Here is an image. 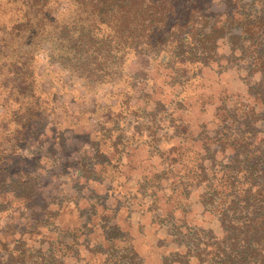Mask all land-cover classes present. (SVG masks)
I'll return each mask as SVG.
<instances>
[{"label":"rangeland","instance_id":"rangeland-1","mask_svg":"<svg viewBox=\"0 0 264 264\" xmlns=\"http://www.w3.org/2000/svg\"><path fill=\"white\" fill-rule=\"evenodd\" d=\"M232 1L200 0L183 52L144 39L139 54L103 84L81 82L44 53L32 59L36 90L49 89L55 100L29 123L25 142L23 131L17 137L20 157H0L11 173L0 197V264L209 262L224 236L220 209L232 199L213 194L231 164L218 140L243 127L237 118L234 129L229 118L224 123L220 103L237 110L233 102L250 95L260 111L255 134L264 139V79L250 71L248 42L238 39L246 18L264 22V0ZM231 10L239 24L230 25ZM219 23L225 32L204 54L195 29ZM10 72L0 74V105L12 92ZM6 111L0 106V130L9 132L20 123Z\"/></svg>","mask_w":264,"mask_h":264},{"label":"trees","instance_id":"trees-1","mask_svg":"<svg viewBox=\"0 0 264 264\" xmlns=\"http://www.w3.org/2000/svg\"><path fill=\"white\" fill-rule=\"evenodd\" d=\"M201 6L200 0H0V74L12 71V79L6 80L12 92L0 106H5L8 120L20 123L9 132L0 130V157L8 156L12 162L14 156L20 157L22 146L17 137L23 131L25 142L31 133L29 123L36 118L42 120L44 111L53 108V93L49 89L36 90L41 87L32 59L44 53L48 62L59 63L81 82L103 84L116 78L124 63L139 54L144 39L151 46L168 43L183 52V38L193 37L192 11ZM229 12L230 25L239 24L238 17L232 16V10ZM256 19L246 18L240 23L238 39L243 37L248 42L250 71L261 73L264 79V36L259 35V22L263 21ZM169 20L173 21V32ZM225 28L219 23L205 33L195 29V39L204 54L211 52ZM16 79L19 82L14 84ZM249 96V101L233 102L237 110L225 111V101L217 109L224 114V123L229 118L227 122L234 129L232 122L237 118L243 127L241 133L233 130L222 136L224 140L221 136L218 140L229 149L231 164L221 173L220 193L213 194H221L223 203L229 196L232 199L225 210L220 209L224 236L212 245L207 264H264V139L256 137L260 111ZM8 102L13 104L9 109ZM9 176L11 173L0 165V197ZM27 194L13 195L17 196L15 200H21Z\"/></svg>","mask_w":264,"mask_h":264}]
</instances>
